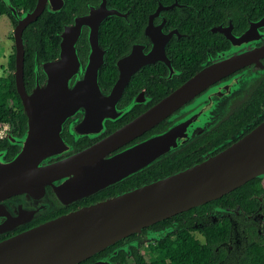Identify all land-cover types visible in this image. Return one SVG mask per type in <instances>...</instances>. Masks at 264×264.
I'll list each match as a JSON object with an SVG mask.
<instances>
[{
    "label": "water",
    "instance_id": "water-1",
    "mask_svg": "<svg viewBox=\"0 0 264 264\" xmlns=\"http://www.w3.org/2000/svg\"><path fill=\"white\" fill-rule=\"evenodd\" d=\"M4 2L17 22L13 30L15 69L12 75L16 92L28 117V129L26 143L23 144L22 150L11 161L0 163V200L42 186L78 170L92 168L96 164H106L129 155L134 150H129L121 156L117 155L108 160L104 159L106 154L153 128L212 84L248 64H257L264 58L263 45L207 67L97 146L65 161L37 168L41 161L40 158L44 154L36 150L43 152L50 150V155H54L58 151L59 144L61 145L59 133L56 135V140L48 138L49 142L47 143L41 141L36 120L38 107L60 106L61 92L69 94L70 97L76 95L77 98H74L77 102L75 109L78 110L84 108L96 110L99 107L97 100L106 97L110 99L114 97L116 103L130 78L137 71L136 67H133L132 71L125 72L124 69L131 60L140 56L142 58L140 68L143 65L162 61V59L156 58V48L152 47L148 53L140 54V48L134 45L126 56L116 62L118 78L111 88L110 95H103L98 82V72L104 62L106 50L102 49L99 44V26L108 17L116 16L125 19L127 14L108 9L106 0H102L99 6L90 8L85 15L75 17L71 25L63 28L60 34L58 57L42 64V71L46 76L45 83L40 85L36 81L33 90L27 94L23 81L22 34L26 27L36 21L45 9L51 13L59 12L64 5V0H37L35 8L31 12L21 14L17 13L8 0H4ZM158 9L157 11H159ZM94 18L97 19L95 24L93 23ZM85 27L89 29L87 39L89 51L86 64L83 66L77 54L76 43ZM154 27L150 18L143 31L147 43H152L151 39H157L164 34L161 30L156 32L157 28ZM214 31L225 34L232 41L235 40L229 35L227 29L217 28ZM174 34H165V43L160 45L164 56L165 47ZM247 36V33L241 35L240 41L245 40ZM73 77H75V81L70 85L69 82ZM86 91L91 93V98L79 96L81 92ZM90 99L93 100V104L85 103ZM172 131L170 129L163 135L167 138L172 134ZM158 137L145 142L143 147ZM6 167L7 169H5ZM135 170L137 169L124 176H130L141 169L134 172ZM124 176L111 182L110 185L124 179ZM261 177H264V121L229 147L201 163L68 213L0 242V264H79L125 237L140 232L143 228L219 199L250 180ZM94 264L107 263L98 261Z\"/></svg>",
    "mask_w": 264,
    "mask_h": 264
},
{
    "label": "trees",
    "instance_id": "trees-1",
    "mask_svg": "<svg viewBox=\"0 0 264 264\" xmlns=\"http://www.w3.org/2000/svg\"><path fill=\"white\" fill-rule=\"evenodd\" d=\"M8 1L18 14L31 12L37 2V0ZM98 1L64 0V5L59 12L51 13L45 9L36 21L26 27L22 39L24 49L23 81L27 94L30 93L33 85L35 87L36 81L40 83L43 79L38 71V65L55 60L58 57L60 34L63 28L71 25L75 17L85 15L87 4H96ZM106 4V7L113 8L121 14H127V17L125 19L116 16L108 17L99 26V44L101 48L103 47L106 50L104 62L98 72L101 91L109 90L117 77L116 60L128 53L133 44L145 40L143 31L147 26V14L157 7L158 1L150 0L149 3L148 0H106ZM191 12V9H184V14H178L180 18L172 21V27H175L178 33L175 31L165 47V54L172 65L182 70L183 81L201 69L200 64L206 59L207 52L213 56L216 52L225 51L228 47L227 38L223 33L214 30L209 31L208 29L202 32L197 31L203 25H207V28L225 21L224 18L197 19ZM0 16H7L15 28L17 22L6 7L4 0H0ZM243 20L240 16L233 17L235 25L240 24ZM82 32L76 43V49L81 63H85L89 45L86 30L84 29ZM14 56L15 51L9 57L7 63V70L12 71V74L15 69ZM147 69L148 67H145L143 72L134 74L125 86L123 93L127 94L135 86L145 85V78L148 75V73L145 74V70ZM12 74L9 72L0 76V123L10 122L14 108H18L14 116L22 119V121L25 119L21 114V103L16 93ZM174 82L175 86L181 83L178 80ZM2 94L14 95V104L5 101ZM161 97L155 98V101ZM263 112L264 75L249 93L238 104H234L230 112L212 129L190 141L178 151L152 164L149 168L104 190L90 201L95 199H100L98 202L104 201L134 188H139L142 184H150L203 162L206 160L204 155L207 153L210 154L209 156L216 155L258 126L264 121ZM163 126L165 125L161 124L157 128ZM259 183V178H254L219 199L153 225L154 227H168L173 220L180 223L185 221V226L188 229L175 230L167 234L165 238L156 243V246L150 248L147 257H137L136 263L264 264V237H262L264 236V227L259 232L255 231L252 226L248 227L245 232L247 238L243 239L237 254L233 251L227 252L226 247L230 238H228L229 226L226 220L207 223L198 228L197 232L204 237L203 242L194 238L189 232L191 231L190 225H192L189 217L193 212L197 215H206L213 213L217 207L223 209L240 207L250 214L255 213L261 206H264V191L260 188ZM259 198H262L261 202ZM157 251L161 252L164 257L159 261L151 260L153 253ZM102 253L100 251L99 254L95 255ZM91 260L90 257L79 264H85Z\"/></svg>",
    "mask_w": 264,
    "mask_h": 264
},
{
    "label": "flooded vegetation",
    "instance_id": "flooded-vegetation-1",
    "mask_svg": "<svg viewBox=\"0 0 264 264\" xmlns=\"http://www.w3.org/2000/svg\"><path fill=\"white\" fill-rule=\"evenodd\" d=\"M101 1L102 0H99L96 4H87L86 13L89 11L90 8L99 6ZM157 1V7L147 14L146 23L147 25L151 18L152 23L157 28L156 32H159L160 30L164 34L175 33V31L177 32V29L175 27H172V21L180 18L179 15L184 14V9H191L192 15H194L197 19H212L216 17H222L225 20L207 28V25H203L197 30L198 32H202L205 29H208L209 31H213L217 28L227 29L229 31V35L233 39L236 37H240L243 34H248L247 38L242 41V44L237 45V47L234 42H232V40L224 34L228 42L227 49L225 51L216 52L213 56L207 52L206 59L200 64L201 69L195 74L214 64L225 61L227 59H231L232 57L238 55H242L248 51L259 48L264 45V23L262 21V19L264 18V0ZM148 2L150 3V0H148ZM108 9L113 10V8L110 7H108ZM157 9L159 11H157ZM178 11L179 13H177ZM235 16H240L244 20L241 21L240 24L235 25L233 23V17ZM84 29L86 30V36L88 39L89 29L87 27H85ZM251 41H253V44L251 43ZM134 45H137L138 48H140V54H146L152 48V44L150 42L147 43L145 39L143 42L133 44L129 52L131 51ZM128 53L119 57L116 62L120 58L126 56ZM165 56L166 61H156L154 63L143 65L138 68L137 71L134 73L136 74L138 72H143V69L145 67H148V69L145 70V74L148 73L145 78V85L141 87L135 86V88H133V90L129 91L127 94L122 93L116 103L114 97L111 99L107 97L102 98L100 100L99 107L95 110V112L97 111V113L94 115L91 113L89 119L90 121L87 120V118L89 117V112L88 109L85 108L83 109V111H77L73 114L64 111L54 112L52 110V107H38L36 120L39 126L38 130L41 137V141L45 143L49 142L48 138L51 137V133L52 131H54L56 134L59 133V136L61 138V145L59 144L58 151L54 155H50V150L45 152L36 150L37 152L44 154L41 157L46 159L43 164L37 166V168L48 167L58 162L65 161L71 158L72 156H75L85 150L97 146L98 144L103 142L107 137H109L125 125L129 124L133 120H135L141 114L151 109L155 104H157L163 98L167 97L169 94H171L183 83H185L187 80H189L195 75L193 74L191 77L183 81L182 70L173 66L172 62L169 60L166 54ZM219 56L221 58H219ZM85 64L86 62L82 63L83 66H85ZM254 67L264 68V58L261 59L257 64H248L240 68L239 70H236L235 72L231 73L230 75L222 78L218 82L212 84L209 88L200 93L193 100L173 111L167 118H165L153 128L126 141L118 148L106 154L104 156V159L108 160L117 155L121 156L129 150H134V152L140 150L141 148H143V144L145 142L149 141L154 137H158L167 133L172 128L173 123L177 119L174 117L179 114L185 107L190 105L192 102H194L196 99L201 97L203 94H205L212 88H215L216 86L227 82L234 76L239 75L245 72L246 70H249ZM38 71L43 76V79L40 82V85H43L46 81V76L42 71V64L38 65ZM9 72L12 74V71L6 70V73H4L3 75ZM263 75H261L259 79H261ZM117 78L118 70L117 77L114 83L111 85L110 89L107 91L102 90L103 95H110L111 88L115 84ZM259 79L255 82V84L259 82ZM175 80H178L181 83L175 86ZM74 81L75 77L71 79L69 84L72 85ZM243 85L244 84L239 85V87L241 88ZM254 85H252L249 88L248 92L243 95V98L249 93V91ZM33 88L31 89V91L33 90ZM159 97L161 98L155 101V98ZM107 100L112 101V105L115 106L114 110H111L110 113H108L107 110ZM238 103L239 102H237V104ZM17 110L18 108L13 109L12 118L9 123H0V152H4L3 160L6 162L11 161L17 155V153L22 150V147L25 145H23L22 142L21 144H18L16 143V141H18L19 138H23L25 136L28 129V117L25 114L23 106L21 105V114L25 117V119L24 121H22V119L16 118V116H14V113ZM110 114L113 117H109ZM92 119L93 121H91ZM86 120L88 122L86 124L88 127L85 130H81L80 126L81 124L85 123ZM161 124H164L165 126L157 128ZM179 149L173 152H176ZM209 155L210 154L207 153L206 155H204V158L207 159L208 157H210ZM157 161H155L154 163H156ZM152 164L144 167L140 171L149 168ZM98 165L102 164H96L92 168H84L78 170L71 174L62 176L58 179L52 180L42 186H37L22 193L10 195L1 199L0 242H3L9 238H13L14 236L20 233L38 227L42 224L53 221L56 218L61 217L62 215H65L71 211L78 210L92 203L98 202L100 199H95L91 201L90 199L96 198V196L102 193L104 190H107L108 188L115 186L121 183L122 181L130 178V176H133L140 172L138 171L137 173L127 176L112 185H109L103 189L92 193L91 195H84L75 198L67 195V192L72 186L83 181ZM259 181V186L264 191V177L259 178ZM143 185L147 184H142L141 186ZM261 200L262 198H259L260 202ZM191 209L185 212H188ZM175 216L176 215L165 220L172 219ZM189 220L191 221L192 225H190L191 231H188L196 239L204 238L200 233L197 232L198 228L204 226L207 223H215L217 221L226 220L229 226L228 238H230L226 247L227 252L233 251L235 254H237L239 252V248L243 239L247 238V236L245 235L246 229L252 226L255 231L259 232L264 227V206H261L260 209H258L253 214L242 210L240 207H237L235 209H223L221 207H217L213 213H209L206 215H197L195 212H193L192 215L189 217ZM185 223V221H182L180 223L179 221L173 220L171 221L168 227H154L153 225L155 224H153L149 227L143 228L140 232L131 234L125 237L124 239L105 248V251H101L103 252L102 254L92 256V260L85 264H94L98 261H103L107 264H137V257H147L150 248L156 246V243L165 238L167 234H170L175 230H187L188 227L185 226ZM124 245H127L126 249L122 248ZM106 249L108 250L106 251ZM155 253H153L151 260L153 259Z\"/></svg>",
    "mask_w": 264,
    "mask_h": 264
},
{
    "label": "rangeland",
    "instance_id": "rangeland-1",
    "mask_svg": "<svg viewBox=\"0 0 264 264\" xmlns=\"http://www.w3.org/2000/svg\"><path fill=\"white\" fill-rule=\"evenodd\" d=\"M262 21L264 23V19ZM95 22L97 23L96 18L93 19L94 24ZM13 30L14 26L8 19V17L0 16V76L6 73L9 57L15 51ZM236 38H234L235 40L232 42H234L237 47V45L242 44L243 40L240 41L241 37L237 39ZM165 39V34L161 35L157 39H151V46L153 47V49L156 48L155 56L158 59L161 58L162 61H166V58L161 51L160 45L165 43ZM251 43L253 44V41H251ZM219 58L221 57L219 56ZM141 59L142 58L140 56H137L135 57V59L131 60V62L125 67V72L132 71L133 67H136L137 70L141 64ZM263 74L264 68L254 67L246 70L239 75L234 76L227 82L222 83L215 88H212L201 97L196 99L194 102H192L190 105L185 107L179 114L174 117L177 119L173 123V126L171 128L173 130V133L169 137L166 138L165 135H162L155 141L151 142L138 151L132 152L129 155L121 157L118 160L110 161L106 164L96 166L83 181L72 186L67 192V195L73 198L81 197L84 195H91L92 193L110 185L111 182L115 181L119 177L126 175L130 171L137 169L134 171L136 172L161 159L162 157L169 155L173 151L181 148L200 134L214 127L220 120H222V118H224L230 112L231 107L243 98V95L248 92L249 88L254 85L255 82ZM242 84L244 85L240 88L239 85ZM2 95L4 96L5 101L14 104V95ZM90 95L91 93L89 91L81 92L79 94V96H88L91 98ZM60 97L61 98L59 100V103L61 105L57 107L53 106L52 110L54 112L64 111L74 114L77 111H83L78 110L77 108L75 109V103L77 102L76 100H74V98H77L76 95L70 97L65 92H61ZM97 102L100 105V100H97ZM85 103L93 104V100L90 99V101H86ZM106 103L108 104V113H110L111 110H114L115 106L112 105V101L110 100H107ZM87 109L89 112V117L87 118V120L90 121L89 119L91 113L94 115L97 113V111L95 112V110L92 108ZM109 117L113 116H111L110 114ZM87 120L85 123L82 122L83 124H81L80 126L81 130H85L88 127L86 125L88 123ZM91 121H93V119ZM201 130L203 131L200 132ZM55 134L56 133L52 131L50 138L56 140V135L58 133L56 135ZM25 139L26 134L23 138H19L18 141H14H16V143L18 144H21V142L24 144ZM3 156L4 152H0V163H5V161L3 160ZM45 160V158H42L38 166L42 165ZM5 169H7V167ZM198 239L203 242L202 238ZM122 248L126 249L127 245H124ZM163 257L164 256L161 252H156L154 254L153 260L159 261Z\"/></svg>",
    "mask_w": 264,
    "mask_h": 264
},
{
    "label": "built area",
    "instance_id": "built-area-1",
    "mask_svg": "<svg viewBox=\"0 0 264 264\" xmlns=\"http://www.w3.org/2000/svg\"><path fill=\"white\" fill-rule=\"evenodd\" d=\"M3 126V125H2Z\"/></svg>",
    "mask_w": 264,
    "mask_h": 264
}]
</instances>
